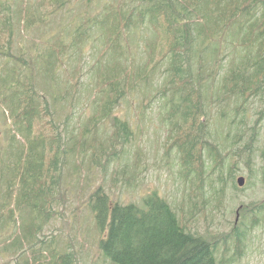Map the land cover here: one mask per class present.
I'll return each mask as SVG.
<instances>
[{
	"label": "trees",
	"instance_id": "16d2710c",
	"mask_svg": "<svg viewBox=\"0 0 264 264\" xmlns=\"http://www.w3.org/2000/svg\"><path fill=\"white\" fill-rule=\"evenodd\" d=\"M69 1L40 0L37 11L29 13L26 9L22 13L25 26L35 27L44 21L42 14L52 13L51 9ZM45 2L50 8L46 9ZM6 9L0 0V51L9 48V53L2 50L0 57H6L9 65L20 59L29 67L23 57L10 51L15 31L11 18L1 11ZM148 25L154 29L148 60L145 65L135 61L133 65L129 61L130 47L123 39L129 33H141ZM97 26L108 44L93 70L98 74L97 107L78 135L69 130L67 121L62 123L57 110L74 100L80 84L78 75L72 86L40 85L41 77L38 81L26 80L17 65L6 67L15 76L12 82L7 76L0 85V102L12 119L15 134L8 144L15 153L7 165L9 175L1 172L0 177V234L8 233L6 248L15 252L16 264L77 263L74 251L61 253L52 247L53 239L43 234L55 212L53 192L62 178L63 157L77 153L78 147L81 154L92 149L91 158L97 161L99 146L87 133L104 120L114 127L117 141L128 142L132 128L126 117L116 113L117 108L128 94L149 89L157 76L160 85L149 95L144 93V99L151 96L153 101H160L162 121L168 130L167 151L176 150L185 182L193 184L194 208L202 201L204 210L211 200L216 201V210L226 208V189L240 190L235 177L240 157H245L249 167L253 162L259 140L256 122L264 116V109L241 148L236 145L243 134H238L228 149L212 137L209 114L216 102L222 106L237 99L241 109L251 98L264 97V0H135L131 4H109L99 17L81 26L69 44L63 38L51 43L48 53L35 62L38 70L50 75L55 68L59 70L66 46L81 49L91 27ZM41 51L37 50L38 55ZM99 163L107 167V162ZM209 190L212 197L207 194ZM88 201L98 227L105 233L99 247L112 264H223L225 257H218V243L188 226L156 190L143 195L140 202L125 203L113 200L99 186ZM233 221L231 238L238 247L244 246L246 232L264 222V199L242 204ZM223 239L226 245L227 237Z\"/></svg>",
	"mask_w": 264,
	"mask_h": 264
},
{
	"label": "rangeland",
	"instance_id": "374dc122",
	"mask_svg": "<svg viewBox=\"0 0 264 264\" xmlns=\"http://www.w3.org/2000/svg\"><path fill=\"white\" fill-rule=\"evenodd\" d=\"M1 1L7 8L1 11H6L5 14L11 18L12 30L15 31L10 51L23 57L29 67L20 59L9 65L6 57H0V85L7 81V76L12 82L15 74L6 67L13 69L16 65L21 69L23 79L38 81L41 77L40 85L72 86L78 75L80 84L76 86L78 89L74 100H68L63 106L57 107L62 123L67 121L69 130L77 134L97 107L98 92L95 89L98 85L95 80L98 74L93 70L108 44L103 38L102 30L99 26L91 27L90 36L81 49L67 45V53L62 56L63 64L59 70L55 68L52 75L38 70L35 62L48 53L50 44L55 40L63 38L69 44L75 32L99 17L107 5H120L123 2L131 4L135 0H70L60 8L51 9L52 13L42 14L44 21L32 28L28 24L25 26L26 20H23L22 13L26 9L29 13L37 11L40 0ZM45 4L46 9L50 8L47 2ZM2 28L3 21L0 20V30ZM141 31L127 34L123 43L130 47V63L135 61L136 64L145 65L149 54L148 43L153 39L154 29L148 25ZM2 50L9 53L8 47ZM37 50H42L41 55H38ZM160 80L157 76L149 89L128 94V98L118 106L116 113L126 117L132 128L128 142L117 141L114 127L109 120H104L97 128H92V132L87 133L90 141L94 140L99 146L97 161L91 158L92 149L81 154L78 147L75 151L77 153L72 152L63 157L62 178L53 192L56 198L55 212L43 234L53 239L52 247H57L61 253L74 251L77 256L76 264H112L99 247L105 233L98 227L95 213L88 201L91 193L103 186L113 200L128 203L140 202L143 195L156 190L184 217L188 226H193L199 233H207L218 243V257H225L223 264H264V222L246 232L244 246L238 247L229 233L234 225L237 209L242 204L264 199V116L256 122L260 111L264 109V97L251 98L241 109V101L237 99L224 102L222 106L216 102L217 105L210 110L212 137L222 147L228 149L235 137L243 134L236 145L241 148L255 122L259 140L255 143L251 166L241 156L235 168L236 179L241 175L246 177L245 185H237L240 190L230 186L226 189V208L222 211L215 209L214 200L203 210L202 201L197 202L198 208L193 207L196 202L195 190H192L193 184L190 181L185 182L176 150L167 151L168 130L162 121L160 101H153L151 96L144 99V93L149 95L150 90H155L160 85ZM241 120L244 122L241 123ZM12 134H15L12 119L9 118L7 109L4 112V106L0 102V177L1 172L9 175L7 165L13 159L12 153H15L10 149ZM64 135L66 138L67 131H64ZM99 161L107 162V167L100 165ZM212 193L209 190L207 194L212 197ZM239 220L242 221L241 217ZM7 236L8 233L0 234V264H16L15 252L6 248L9 243ZM223 237H227L226 245H223ZM228 259L232 260L229 263L224 261Z\"/></svg>",
	"mask_w": 264,
	"mask_h": 264
},
{
	"label": "water",
	"instance_id": "95a60500",
	"mask_svg": "<svg viewBox=\"0 0 264 264\" xmlns=\"http://www.w3.org/2000/svg\"><path fill=\"white\" fill-rule=\"evenodd\" d=\"M245 184V177H239L238 178V185L243 186Z\"/></svg>",
	"mask_w": 264,
	"mask_h": 264
},
{
	"label": "bare ground",
	"instance_id": "6f19581e",
	"mask_svg": "<svg viewBox=\"0 0 264 264\" xmlns=\"http://www.w3.org/2000/svg\"><path fill=\"white\" fill-rule=\"evenodd\" d=\"M241 176H242V175H241ZM241 176H238L237 179H236V181H237V185H238V178L241 177ZM242 177H245V176H242ZM245 183H246V177H245ZM244 185H245V184H244ZM244 185H243V186H244ZM238 186H239V185H238ZM243 186H239V187H243Z\"/></svg>",
	"mask_w": 264,
	"mask_h": 264
}]
</instances>
